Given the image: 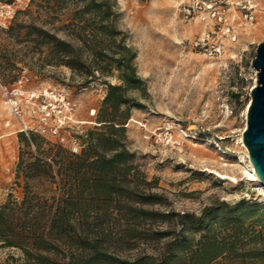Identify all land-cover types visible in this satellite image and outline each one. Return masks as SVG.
I'll return each instance as SVG.
<instances>
[{
	"label": "rangeland",
	"instance_id": "rangeland-1",
	"mask_svg": "<svg viewBox=\"0 0 264 264\" xmlns=\"http://www.w3.org/2000/svg\"><path fill=\"white\" fill-rule=\"evenodd\" d=\"M93 1L109 7L110 21L135 51L134 64L145 83L144 90L127 94L130 111L124 128L132 166L127 176L116 174L121 190L130 182L136 191L134 199L155 196L151 198L155 204L144 209L160 215L197 217L205 208L214 210L221 203L227 205L223 212L230 213L237 205H264V188L248 180L247 151L242 146L246 108L257 81L252 62L264 42V0H203L206 5L221 6L239 34L231 53L219 58L193 47L195 39L213 28V21L207 9L192 10L190 0H0V20L5 18V6L12 5L15 11L6 27L0 26V85L10 89L22 79L26 91L64 90L77 104L79 124L74 133L81 151L89 134L100 132L96 118L105 83L119 84L112 77L86 74L95 66L93 37L100 27L94 15L86 12ZM245 13L253 16L251 25L244 20ZM21 132L20 120L1 100L0 205L10 194L22 200L27 184L45 201L60 181L56 172L34 179L25 176L34 149L22 144ZM37 136L44 148L68 152ZM129 207L139 208L130 206L126 197L115 196L102 210L86 214L108 219L112 239L101 253L114 263L151 255L158 245L120 241V226L132 217ZM70 217L82 215L75 212ZM145 227L152 233L171 228L167 222ZM0 264L28 263L19 249L0 243Z\"/></svg>",
	"mask_w": 264,
	"mask_h": 264
},
{
	"label": "trees",
	"instance_id": "trees-1",
	"mask_svg": "<svg viewBox=\"0 0 264 264\" xmlns=\"http://www.w3.org/2000/svg\"><path fill=\"white\" fill-rule=\"evenodd\" d=\"M88 9L100 27L93 37L95 66L86 74L112 77L119 84L105 83L106 94L96 118L100 132L89 134L86 148L78 155L44 148L37 135L20 133L22 144L34 149L25 176L34 179L56 172L60 181L45 201L28 184L22 200L8 196L0 205V243L19 249L28 264H264V205H237L230 213L223 212L227 205L221 203L214 210L205 208L197 217L160 215L144 209L155 204V196L134 199L136 191L130 182L123 190L116 183V174L127 176L132 166L124 128L130 111L127 94L144 90L145 83L134 64L135 51L110 21L109 7L93 1ZM59 44L70 48L69 44ZM115 196L126 197L130 206H139L129 207L132 217L120 226V241L155 242L158 245L153 254L114 263L101 253L112 239V229L105 216L86 214L102 210ZM75 212L82 217H70ZM166 222L171 228L165 232L152 233L145 227Z\"/></svg>",
	"mask_w": 264,
	"mask_h": 264
},
{
	"label": "built area",
	"instance_id": "built-area-1",
	"mask_svg": "<svg viewBox=\"0 0 264 264\" xmlns=\"http://www.w3.org/2000/svg\"><path fill=\"white\" fill-rule=\"evenodd\" d=\"M190 1L192 10L207 9L213 21V28L195 39L193 47L210 58L230 54L231 49L238 42L239 34L228 22L221 6L206 5L203 0ZM4 8L5 18L0 20L1 27H6V20L15 14L12 5ZM244 20L251 25L253 16L245 13ZM234 56L237 55L234 54ZM22 85V79L15 82L10 89L0 85V101L2 100L8 111L20 120L21 131L49 139L73 155L80 154L82 144L79 137L75 136L77 133H74L75 125L79 124L75 120L77 104L64 90L46 88L39 91H26ZM93 114L94 111H91V115Z\"/></svg>",
	"mask_w": 264,
	"mask_h": 264
},
{
	"label": "water",
	"instance_id": "water-1",
	"mask_svg": "<svg viewBox=\"0 0 264 264\" xmlns=\"http://www.w3.org/2000/svg\"><path fill=\"white\" fill-rule=\"evenodd\" d=\"M252 67L257 71V81L251 90L242 141L255 174L264 186V42L257 48Z\"/></svg>",
	"mask_w": 264,
	"mask_h": 264
},
{
	"label": "bare ground",
	"instance_id": "bare-ground-1",
	"mask_svg": "<svg viewBox=\"0 0 264 264\" xmlns=\"http://www.w3.org/2000/svg\"><path fill=\"white\" fill-rule=\"evenodd\" d=\"M250 103L247 105V108H246V112H247V109L249 107ZM242 146L243 148L246 150L245 146L243 145V141H242ZM247 151V150H246ZM222 153H225V152H222ZM227 154V153H226ZM229 155V154H228ZM231 155V154H230ZM233 156L236 160L238 161H244V158L242 156H234V155H231ZM247 158H248V155H247ZM246 158V159H247ZM247 176H248V180L251 181V182H255L256 184L260 185L262 188H264V186H262L260 184V181L257 177V175L255 174V170L253 168V166L251 165L249 159H248V167H247ZM221 177L225 178V179H228L230 176H227L225 174H221ZM231 179V178H230Z\"/></svg>",
	"mask_w": 264,
	"mask_h": 264
}]
</instances>
